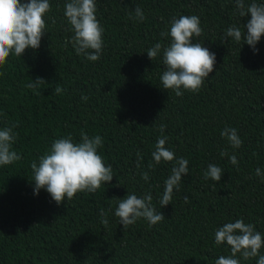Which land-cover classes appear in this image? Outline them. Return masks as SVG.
Listing matches in <instances>:
<instances>
[{
  "label": "trees",
  "instance_id": "16d2710c",
  "mask_svg": "<svg viewBox=\"0 0 264 264\" xmlns=\"http://www.w3.org/2000/svg\"><path fill=\"white\" fill-rule=\"evenodd\" d=\"M67 2L50 0L39 49L11 55L0 66V129L17 125L13 150L22 156L0 166V264H215L231 254L214 240L225 223L243 218L264 235V179L256 175L257 168L264 175V37L258 53L243 40L224 39L233 24L243 31L250 16L236 13L235 0H96L104 48L93 62L71 42L65 46L74 35L64 16ZM137 6L146 17L142 22L129 19ZM192 15L203 29L193 42L215 53V70L199 92L178 97L163 88L162 52L153 61L147 50L170 43L161 32H170L174 17ZM37 78L47 82L38 95L26 87ZM56 86L64 92L54 94ZM160 125H166L163 133ZM226 127L237 130L240 148L221 136ZM82 129L102 137L98 152L112 166L113 180L59 205L44 189L34 194L31 163L38 164L58 138L80 142ZM161 136L177 158L189 161V174L163 207L159 201L174 161L155 164L152 152ZM225 149L229 155L222 157ZM209 164L224 170L219 182L204 178ZM129 193H151L164 220L149 226L141 218L124 230L115 209ZM240 259L256 264L258 257Z\"/></svg>",
  "mask_w": 264,
  "mask_h": 264
},
{
  "label": "clouds",
  "instance_id": "9594fccd",
  "mask_svg": "<svg viewBox=\"0 0 264 264\" xmlns=\"http://www.w3.org/2000/svg\"><path fill=\"white\" fill-rule=\"evenodd\" d=\"M235 8L239 16H250V19L245 23L243 31L235 24L228 27L224 39L230 37L236 43L243 40L258 53L256 45L264 37V3L252 0L246 5L245 0H235ZM51 10L50 0H26L23 3L21 0H0V66L5 65L11 55L19 57L23 56L28 48H40L47 29L45 16ZM96 12V0H68L64 6V16L74 33L70 41H65V46L71 42L78 55H84L93 62L100 59L104 48V28L97 19ZM129 19L144 21L146 17L143 9L137 6L135 15L130 13ZM200 25V18L195 15L174 17L170 32H161V36L170 35V43L167 46L156 43L147 50L149 59L153 61L162 52L163 63L166 66L160 77L163 88L174 91L178 97H182L184 91L199 92L205 80L215 70V53L202 43L193 42L203 34ZM46 83L43 78H37L26 87L38 95L37 90ZM63 92L61 86L54 89V94L59 95ZM81 98L84 101L89 99L88 96ZM16 126L0 129V166L12 165L22 159V156L13 150V144L19 135L14 131ZM165 128L166 125H160L159 131L163 133ZM80 135L81 140L78 143L74 142L71 136L54 140L50 149L39 157V163L36 161L31 163L34 194L38 195L40 190L44 189L59 205L63 204L65 199L71 201L77 193H95L102 184L113 180L112 166L106 165L98 152V149L103 147L102 137L89 136L83 129ZM221 136L228 140L233 149L242 146L243 142L235 128L226 127L221 131ZM167 139L161 136L155 145V151L152 152L155 164L174 161L171 175L164 181L165 188L159 201L161 207L171 203L174 190L179 191L183 177L189 174V161L183 157L177 158L175 152L165 146ZM228 155L226 149L221 151L222 157ZM137 157V168H140L139 152ZM229 159L232 164H238L235 155H231ZM148 168L154 169V165L149 163ZM223 172L221 167L209 164L204 178L219 182ZM256 175L264 179L259 168L256 169ZM141 177L148 181L149 173L142 172ZM152 199L151 193L143 197L129 193L125 198L119 199L115 215L124 230L141 218L146 220L149 226L164 220L165 216L157 211ZM184 199L186 203L189 202L187 196ZM100 215L101 223L107 227V213L101 209ZM214 240L216 245L229 246L231 253L227 256L221 255L215 264H241L240 258L247 261L256 257H258L256 264H264V255L260 254L264 248V235L256 230L254 224L245 223L243 218L217 228Z\"/></svg>",
  "mask_w": 264,
  "mask_h": 264
}]
</instances>
